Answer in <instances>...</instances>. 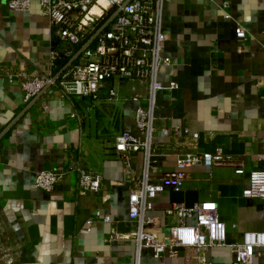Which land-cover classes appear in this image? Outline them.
Segmentation results:
<instances>
[{
	"label": "crops",
	"instance_id": "1",
	"mask_svg": "<svg viewBox=\"0 0 264 264\" xmlns=\"http://www.w3.org/2000/svg\"><path fill=\"white\" fill-rule=\"evenodd\" d=\"M8 1L0 0V264L6 255L13 264H135L133 241H108L112 228L121 234L136 228L114 140L123 131L139 134L135 111L146 107L147 86L111 80L97 100L72 103L52 86L26 103L19 83L9 76L45 73L59 41L38 2L29 12H14ZM162 25L170 64L159 73L167 88L156 94L153 178L179 170L174 155L221 151L232 164L185 170L183 189L166 191L148 213L155 218L151 230L168 235L177 223L166 213L173 204L212 201L228 241L241 242L246 232H264V202L243 197L249 174L264 172V0H168ZM237 26L246 30L245 41L237 39ZM173 82L177 88L169 89ZM74 113L79 118H72ZM170 126L189 135L162 136ZM131 165L139 178L143 153L133 155ZM74 167L99 176L101 191L79 195L73 172L50 192L34 188L38 172ZM239 169L245 173L238 174ZM105 215L111 224L104 222ZM206 256L213 264L233 262L228 248H213ZM141 264L186 263L182 257L155 259L144 249ZM254 264H264V247Z\"/></svg>",
	"mask_w": 264,
	"mask_h": 264
},
{
	"label": "built area",
	"instance_id": "2",
	"mask_svg": "<svg viewBox=\"0 0 264 264\" xmlns=\"http://www.w3.org/2000/svg\"><path fill=\"white\" fill-rule=\"evenodd\" d=\"M38 2L58 38L59 46L49 53L48 70L41 75L24 72L13 73L11 81H17L24 92V100L30 103L41 96L49 87H55L57 94L70 101L90 98L97 100L106 83L111 80L144 83L148 89L146 107L135 111V123L139 134L123 131L114 140L115 151L124 166V183L129 192V218L136 223L130 234L118 233L112 228L109 243L130 240L135 243V264H141V253L150 249L155 259L180 258L186 264H213L207 253L213 248H228L232 264H254L257 250L264 247V232H246L241 242L231 243L227 239V227L220 219L217 203L208 201L192 207L173 204L166 211L174 215L177 223L169 227L165 237L151 230L155 218L148 215L155 201L166 191L180 192L187 179L185 170L204 166L210 171L213 166L232 164L221 151L174 155L178 171L155 180L158 154L154 151L157 136L155 109L156 94L167 87L159 80L160 70L170 64L165 55L166 35L163 32L164 6L168 0H9L8 7L14 12H29L33 2ZM227 8V4H224ZM98 9L99 13H93ZM225 18L231 16L225 13ZM235 34L239 41L247 39L246 30L237 26ZM63 73V68L74 59ZM1 68V67H0ZM1 72V70H0ZM169 89L177 88L171 83ZM111 97L116 95L110 91ZM134 100L138 101V98ZM72 118H79L77 113ZM189 131L170 126L161 130V135L172 138ZM197 134L192 135L197 140ZM144 155L142 175L133 173L131 159L137 153ZM70 172L77 178L79 195L97 194L102 189V179L81 167L71 171L45 170L37 173L34 188L52 191ZM244 174L243 169L237 171ZM243 197L264 202V172L249 174V186ZM97 216H101L97 213ZM111 224L110 216L103 217ZM189 220H194L189 223ZM92 224V222H90ZM88 228L86 232H90ZM4 264H13L6 255Z\"/></svg>",
	"mask_w": 264,
	"mask_h": 264
},
{
	"label": "water",
	"instance_id": "3",
	"mask_svg": "<svg viewBox=\"0 0 264 264\" xmlns=\"http://www.w3.org/2000/svg\"><path fill=\"white\" fill-rule=\"evenodd\" d=\"M83 51V49H81V51L77 54V56L74 58V59H72L64 68H63V70H62V72L61 73H63L71 64H73V62L75 61V59L81 54V52Z\"/></svg>",
	"mask_w": 264,
	"mask_h": 264
},
{
	"label": "bare ground",
	"instance_id": "4",
	"mask_svg": "<svg viewBox=\"0 0 264 264\" xmlns=\"http://www.w3.org/2000/svg\"><path fill=\"white\" fill-rule=\"evenodd\" d=\"M93 13L98 14L99 10L98 9H94Z\"/></svg>",
	"mask_w": 264,
	"mask_h": 264
}]
</instances>
